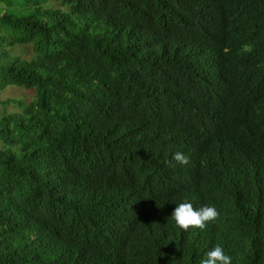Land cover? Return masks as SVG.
I'll return each instance as SVG.
<instances>
[{
    "label": "trees",
    "instance_id": "16d2710c",
    "mask_svg": "<svg viewBox=\"0 0 264 264\" xmlns=\"http://www.w3.org/2000/svg\"><path fill=\"white\" fill-rule=\"evenodd\" d=\"M10 86L0 264H264V0H0Z\"/></svg>",
    "mask_w": 264,
    "mask_h": 264
},
{
    "label": "clouds",
    "instance_id": "9594fccd",
    "mask_svg": "<svg viewBox=\"0 0 264 264\" xmlns=\"http://www.w3.org/2000/svg\"><path fill=\"white\" fill-rule=\"evenodd\" d=\"M173 159L182 164L188 162V157L182 151L175 152ZM176 205L171 214L174 226L185 231L189 230L190 227L203 229L207 222L215 221L220 214L214 204L206 203L194 207L191 201L184 200L176 203ZM232 261L233 257L226 253L224 246L221 243H216L205 251L199 264H232Z\"/></svg>",
    "mask_w": 264,
    "mask_h": 264
},
{
    "label": "rangeland",
    "instance_id": "374dc122",
    "mask_svg": "<svg viewBox=\"0 0 264 264\" xmlns=\"http://www.w3.org/2000/svg\"><path fill=\"white\" fill-rule=\"evenodd\" d=\"M28 49L26 47L17 46V48L13 51L15 54H23L26 53ZM31 96V92L25 90L24 88H21L19 86H10L7 87L5 90L0 92V112L8 111V112H14L18 111V107L15 105L9 104L6 105L4 101L12 98H18L23 99L24 97ZM1 146V144H0Z\"/></svg>",
    "mask_w": 264,
    "mask_h": 264
}]
</instances>
